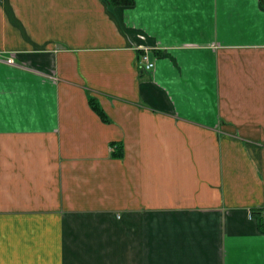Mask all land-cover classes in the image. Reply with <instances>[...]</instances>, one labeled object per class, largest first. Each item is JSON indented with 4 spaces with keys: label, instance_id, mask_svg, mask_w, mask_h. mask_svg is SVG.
<instances>
[{
    "label": "crops",
    "instance_id": "obj_1",
    "mask_svg": "<svg viewBox=\"0 0 264 264\" xmlns=\"http://www.w3.org/2000/svg\"><path fill=\"white\" fill-rule=\"evenodd\" d=\"M258 209L264 0H0V264H264Z\"/></svg>",
    "mask_w": 264,
    "mask_h": 264
},
{
    "label": "trees",
    "instance_id": "obj_2",
    "mask_svg": "<svg viewBox=\"0 0 264 264\" xmlns=\"http://www.w3.org/2000/svg\"><path fill=\"white\" fill-rule=\"evenodd\" d=\"M110 2L113 4V5H121V6H129V5H132L134 0H110ZM91 103H92V106L94 107V109L105 119L106 116L103 112V110L101 109L98 101L92 97L91 98ZM112 147L114 149V156H122V151H123V146L121 143H118V142H114L112 144ZM263 211L264 209H258V210H254L253 212V215L257 218V220L259 221L260 223V226L262 227V229L264 230V215H263Z\"/></svg>",
    "mask_w": 264,
    "mask_h": 264
},
{
    "label": "built area",
    "instance_id": "obj_3",
    "mask_svg": "<svg viewBox=\"0 0 264 264\" xmlns=\"http://www.w3.org/2000/svg\"><path fill=\"white\" fill-rule=\"evenodd\" d=\"M144 52L142 55V63H143V67L146 70H152L155 67V60L152 58L149 48H144ZM8 63L10 64H14V59L13 58H8L7 59ZM264 214V211H263Z\"/></svg>",
    "mask_w": 264,
    "mask_h": 264
}]
</instances>
